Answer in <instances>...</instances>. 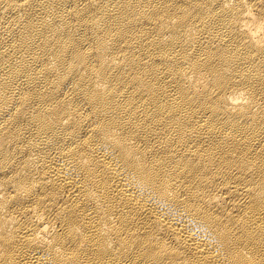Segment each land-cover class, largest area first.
I'll return each instance as SVG.
<instances>
[{
  "label": "bare ground",
  "instance_id": "1",
  "mask_svg": "<svg viewBox=\"0 0 264 264\" xmlns=\"http://www.w3.org/2000/svg\"><path fill=\"white\" fill-rule=\"evenodd\" d=\"M0 264H264V0H0Z\"/></svg>",
  "mask_w": 264,
  "mask_h": 264
}]
</instances>
